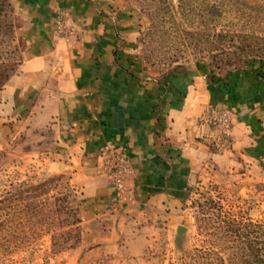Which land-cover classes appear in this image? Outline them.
<instances>
[{
	"label": "rangeland",
	"instance_id": "1",
	"mask_svg": "<svg viewBox=\"0 0 264 264\" xmlns=\"http://www.w3.org/2000/svg\"><path fill=\"white\" fill-rule=\"evenodd\" d=\"M112 1L132 21L131 76L165 83L196 65L210 86L244 70L264 80V16L257 18L264 0H167L165 18L157 1ZM26 2L0 0V90L24 58ZM34 103L0 98V264H228L243 228L264 223V102L252 151L232 142L218 148L206 137L210 154L189 168L175 203L134 210L125 147H101L98 171L112 190L97 202L82 190L81 168L66 165L56 121ZM118 150L125 152L120 174Z\"/></svg>",
	"mask_w": 264,
	"mask_h": 264
},
{
	"label": "crops",
	"instance_id": "2",
	"mask_svg": "<svg viewBox=\"0 0 264 264\" xmlns=\"http://www.w3.org/2000/svg\"><path fill=\"white\" fill-rule=\"evenodd\" d=\"M25 5L32 15L25 26L24 58L0 98L6 105L34 98L35 107L56 121L66 165L85 174V195L103 202L111 194L112 185L98 171L107 143L125 147L131 164L125 187L133 210L175 203L189 168L210 154L203 142L209 127L197 122L210 104L235 112L231 148L253 150L264 80L252 71L231 73L213 86L196 65L165 83L140 79L125 71L135 67L132 21L112 0H27ZM58 10L68 16L72 35L55 31Z\"/></svg>",
	"mask_w": 264,
	"mask_h": 264
},
{
	"label": "built area",
	"instance_id": "3",
	"mask_svg": "<svg viewBox=\"0 0 264 264\" xmlns=\"http://www.w3.org/2000/svg\"><path fill=\"white\" fill-rule=\"evenodd\" d=\"M68 16L61 10L56 11L54 16L55 31L61 36H70L73 34V27L68 23ZM198 123L209 127L207 140L218 148H227L232 142V119L228 109H216L213 106H207L198 118ZM117 160L114 163L116 173L120 174L121 163L125 160V152L117 151ZM117 184L121 182L117 176Z\"/></svg>",
	"mask_w": 264,
	"mask_h": 264
},
{
	"label": "trees",
	"instance_id": "4",
	"mask_svg": "<svg viewBox=\"0 0 264 264\" xmlns=\"http://www.w3.org/2000/svg\"><path fill=\"white\" fill-rule=\"evenodd\" d=\"M153 1H157L159 3L165 4L162 10V16L165 18L168 13V11L166 10L168 1L167 0H153ZM180 1L184 3V6L188 3V0H180ZM222 1L223 0H220V3ZM224 1L228 6L239 3L242 5V3L238 0H224ZM262 3H264V1ZM257 15H258L257 18H261L260 16H264V11L260 12ZM157 17H159V14L157 15ZM9 78L5 79L3 85L6 83V81ZM248 227H251V229H249ZM239 237L241 238L240 244L236 246V249L233 248L230 250V256H229L230 260L228 261V264H264V223H256L253 225L248 224L246 227L243 228L242 232L239 234ZM202 263L212 264V262L210 261H206Z\"/></svg>",
	"mask_w": 264,
	"mask_h": 264
},
{
	"label": "water",
	"instance_id": "5",
	"mask_svg": "<svg viewBox=\"0 0 264 264\" xmlns=\"http://www.w3.org/2000/svg\"><path fill=\"white\" fill-rule=\"evenodd\" d=\"M183 229L184 228L180 226L179 229H178V233H181L183 231Z\"/></svg>",
	"mask_w": 264,
	"mask_h": 264
}]
</instances>
